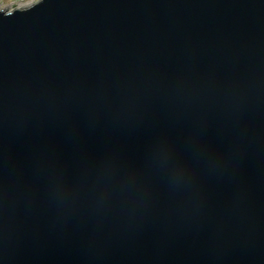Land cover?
I'll return each instance as SVG.
<instances>
[{"label": "water", "instance_id": "obj_1", "mask_svg": "<svg viewBox=\"0 0 264 264\" xmlns=\"http://www.w3.org/2000/svg\"><path fill=\"white\" fill-rule=\"evenodd\" d=\"M0 264H264V0L0 11Z\"/></svg>", "mask_w": 264, "mask_h": 264}, {"label": "clouds", "instance_id": "obj_2", "mask_svg": "<svg viewBox=\"0 0 264 264\" xmlns=\"http://www.w3.org/2000/svg\"><path fill=\"white\" fill-rule=\"evenodd\" d=\"M199 161L186 158L177 153L174 145L165 143L161 145L159 151L150 158L149 166L156 174L164 173V177L171 183L188 186L190 185L197 172ZM134 179L136 183L142 184L139 172L129 173L124 179ZM100 196L109 197L112 195L116 182L96 183ZM82 185L71 180H63L56 186V194L64 200H74L78 195Z\"/></svg>", "mask_w": 264, "mask_h": 264}, {"label": "rangeland", "instance_id": "obj_3", "mask_svg": "<svg viewBox=\"0 0 264 264\" xmlns=\"http://www.w3.org/2000/svg\"><path fill=\"white\" fill-rule=\"evenodd\" d=\"M40 0H0V11L12 12L17 9H27Z\"/></svg>", "mask_w": 264, "mask_h": 264}]
</instances>
